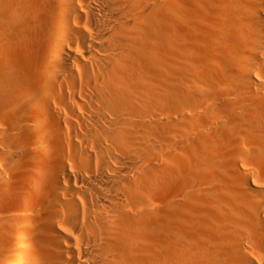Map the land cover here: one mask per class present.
Wrapping results in <instances>:
<instances>
[{"label": "bare ground", "instance_id": "obj_1", "mask_svg": "<svg viewBox=\"0 0 264 264\" xmlns=\"http://www.w3.org/2000/svg\"><path fill=\"white\" fill-rule=\"evenodd\" d=\"M0 264H264V0H0Z\"/></svg>", "mask_w": 264, "mask_h": 264}]
</instances>
